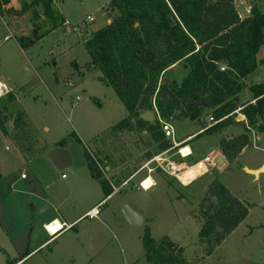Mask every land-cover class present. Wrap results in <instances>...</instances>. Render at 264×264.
Returning <instances> with one entry per match:
<instances>
[{"label": "rangeland", "instance_id": "1", "mask_svg": "<svg viewBox=\"0 0 264 264\" xmlns=\"http://www.w3.org/2000/svg\"><path fill=\"white\" fill-rule=\"evenodd\" d=\"M53 1L66 22L25 49L17 37L30 34L31 12L20 13L18 0H0V34L10 31L14 35L0 47V81L8 87L0 97L12 96L3 109L7 133L0 128V264L19 260L25 248L31 253L22 264H152L145 259L142 243L147 226L156 240L168 236L193 264L200 254L201 225L193 208L210 193L214 179L245 202L249 211L214 252L196 264H264V172L256 177L246 170L264 164V132L259 127L264 118L250 130L232 124L222 133L199 137L197 133L207 125L206 120H175L176 140L197 134L187 143L196 161L212 154L221 136L245 132L250 143L234 161L209 168L187 186L152 173L155 185L142 189L139 182L147 171L141 168V162L134 175L122 183V190L102 206L100 218L112 232L96 219L84 218L92 206L104 202L102 188L91 175L84 151L95 155L94 139L122 120L126 111L115 90L99 79L101 73L86 67L90 56L84 38L109 22L105 7L110 0ZM254 4L255 0H237L241 17ZM258 57L262 62L243 80L246 86L241 104L252 99L249 85L264 80V45ZM187 72L181 62L169 69L166 77L181 82ZM21 111L27 120L24 132L14 129ZM239 115L244 114L240 112L236 117ZM130 138L124 137L126 141ZM16 140L28 149L23 150ZM180 157L173 156L175 160ZM117 171L108 172L107 177L113 181L112 174ZM124 204L137 212L143 223H127L121 212ZM50 216L70 224L81 219L50 238L43 225L52 219Z\"/></svg>", "mask_w": 264, "mask_h": 264}, {"label": "trees", "instance_id": "2", "mask_svg": "<svg viewBox=\"0 0 264 264\" xmlns=\"http://www.w3.org/2000/svg\"><path fill=\"white\" fill-rule=\"evenodd\" d=\"M18 1L20 13L31 12L33 21L30 34L17 37L22 48L31 47L66 22L53 0ZM236 1L110 0L105 7L109 22L84 38L90 56L86 67L101 73L99 79L115 90L126 111L122 120L94 139L95 155L84 151L88 168L106 197L114 190L105 175L106 166H121L113 180L119 186L136 172L141 162L170 147L158 115L162 119L205 122L207 110L215 122L204 130L205 134L220 132L235 123L237 109L250 127L264 118V80L249 85L252 99L244 104L240 101L246 86L244 78L262 62L258 52L264 45V0H255L245 17H241ZM181 62L188 68L182 81L166 77V72ZM207 95L212 99L211 109L192 104ZM8 98L12 96L0 97V128L6 133L3 109ZM149 110L156 114L153 122L140 117ZM26 125L21 111L14 129L24 132ZM259 127L264 132V123ZM74 136L80 142L77 134ZM125 136H130V141ZM15 142L23 150L27 148L20 140ZM249 143L247 133L223 137L219 150L232 162ZM130 144L132 148L128 149ZM193 209L194 216L201 221L200 254L193 264L210 256L249 211L245 202L219 179L211 182L210 193ZM142 243L149 263L190 264L168 236L156 240L148 226ZM29 253L27 249L19 260L11 259L8 264H17Z\"/></svg>", "mask_w": 264, "mask_h": 264}, {"label": "built area", "instance_id": "3", "mask_svg": "<svg viewBox=\"0 0 264 264\" xmlns=\"http://www.w3.org/2000/svg\"><path fill=\"white\" fill-rule=\"evenodd\" d=\"M13 37L14 35L10 31L4 34H0V47L4 42L8 41ZM222 69H224V67H222ZM6 91H8L7 85L0 81V95H2ZM238 114H240V109L236 110V115ZM158 119L161 125V129L164 133V137L168 139L171 145L167 149L160 151L159 153L153 155L151 158H148L142 162L141 168H144L147 171L145 177L139 182V186L142 189H150L155 185V181L152 178L151 174L157 171H160L170 176L171 178L177 180L181 185L187 186L192 183V181H194L196 177L207 172L209 168L217 167L215 154L205 156L203 159L197 161L194 164H187L185 162L175 161L173 159V156L176 154H179L182 158H187L192 155L191 148L187 144V142L192 137L184 141H177L174 138V119H162L159 117V115ZM208 122L211 124L215 122L213 115H208ZM209 127L210 126L206 127L205 129ZM185 149H187V151L184 152ZM197 165H199V167L195 168ZM22 177L25 178V174H22ZM101 205L102 203L90 209L85 214V217H87L88 219L98 218L101 212ZM69 226L70 225H68L67 223H58L57 225L56 222H51L45 226V229L47 230L49 235L54 236L63 228H68Z\"/></svg>", "mask_w": 264, "mask_h": 264}, {"label": "crops", "instance_id": "4", "mask_svg": "<svg viewBox=\"0 0 264 264\" xmlns=\"http://www.w3.org/2000/svg\"><path fill=\"white\" fill-rule=\"evenodd\" d=\"M206 112V118H205V120H206V122H207V125L205 126V127H202V129L200 130V132H198L197 134L199 135V136H201L202 134H205V133H203L204 132V130H206L205 128L206 127H208V126H211L212 124L210 123V124H208V115L209 114H207V112H209V111H205ZM154 114H155V112H154ZM126 115V114H125ZM155 118H156V114H155ZM238 118V116L237 117H235V121H236V119ZM175 121V120H174ZM243 122V123H242ZM233 124H239V125H243L244 127H246L247 128V130H250L251 129V127L249 126V125H247V123H246V119L244 120V121H240V120H238L237 119V121L235 122V123H233ZM232 125V124H231ZM231 125H229V126H231ZM228 126V127H229ZM228 127H226V128H228ZM225 128V129H226ZM245 128V129H246ZM224 130V129H223ZM223 130H221L220 132H217V133H222V131ZM202 132V133H201ZM200 133V134H199ZM243 133H245V132H241V133H239V134H237V135H233L232 134V136H221L220 138H219V140H218V143H217V146H216V149L214 150V152L212 153V154H207V155H205V156H208V155H213V154H215V155H217L218 153H221L220 152V150H219V142H220V140H221V138H223V137H225V138H229V137H234V136H238V135H240V134H243ZM196 134V135H197ZM196 135L194 136V135H189L186 139H188V138H191L189 141H191L193 138H195L196 137ZM199 136H197V137H199ZM261 137H262V135H261ZM185 139V140H186ZM177 141H179V140H177ZM181 141H184V140H181ZM188 141V142H189ZM187 142V143H188ZM248 146V145H247ZM191 148V147H190ZM244 149V148H243ZM191 151H192V155L191 156H189V157H187V158H182V157H180L179 159H177V160H175L174 158V160L175 161H178V162H185V163H187V164H194V163H196L197 161H196V159H195V157L193 156L194 154H193V150H192V148H191ZM222 154V153H221ZM223 155V154H222ZM204 156V157H205ZM225 158V157H224ZM203 159V158H202ZM199 161V160H198ZM227 163H230L226 158H225V162H224V164H223V166L225 165V164H227ZM120 168V169H119ZM115 170H118L117 172L119 173V171L121 170V166H119V167H116V168H111L110 166H106L105 167V175H106V177L107 176H109V174H108V172H111V173H113ZM138 170V169H137ZM136 170V171H137ZM107 172V173H106ZM118 173H116V174H118ZM154 173H157V174H159V175H164V176H168V175H166V174H164V173H162V172H160V171H157V172H154ZM161 173V174H160ZM115 173L114 174H112V176H115L116 175ZM92 175V174H91ZM134 175V174H133ZM132 175V176H133ZM64 176V175H63ZM131 176V177H132ZM152 176V175H151ZM92 177L95 179V180H97L93 175H92ZM168 177H170V176H168ZM23 178V177H22ZM108 179H109V177H107ZM152 178H153V176H152ZM171 178V177H170ZM130 179V178H129ZM154 179V178H153ZM173 179V178H172ZM141 181V180H140ZM154 181H155V179H154ZM97 182H98V180H97ZM99 183V182H98ZM111 183H112V186H113V188H114V190H113V192L109 195V196H105L104 195V197H103V199L101 200V201H104V202H102V205H101V211H102V206L103 205H106V202H105V200H107L108 198H110V197H113L114 195H115V193L117 192V191H121L122 189H121V187H122V185L123 184H120L119 186H115L114 184H113V181H111ZM123 183V182H122ZM155 183H156V181H155ZM145 190V189H144ZM103 191V190H102ZM104 194V193H103ZM99 204H101V203H99ZM98 204V205H99ZM95 206H97V205H94V206H92L90 209H92L93 207H95ZM89 209V210H90ZM88 210V211H89ZM88 211H86V213L88 212ZM85 213V214H86ZM100 214H101V212H100ZM52 219L51 220H48L47 222H45V223H43V225H44V228H45V226L46 225H48L49 223H51V222H57V223H59V224H63V223H67L68 225H70L68 228H63L60 232H58L56 235H54V236H51V235H49L48 234V232H47V230H46V232H47V234L50 236V238H54L55 236H57L58 234H60V233H62L63 231H65L66 229H70V228H72V227H74L73 225H75L76 223H78L79 221H80V219H81V217H78L77 219H75L74 221H73V223H68L67 222V220H62V221H60V220H58V217L57 216H50ZM84 218H87V217H85L84 216ZM88 219V218H87ZM94 219H96L97 221H99L100 223H102V225L103 226H105V228L107 229V230H109L110 232H112V230H111V228H109L110 226H108L105 222H104V220H102V218H100V215H99V217L98 218H94ZM94 219H90V220H94ZM141 223H143V218H142V222ZM140 223V224H141ZM27 249H29V248H25L24 249V251H23V253L27 250ZM29 251H30V249H29ZM31 253V252H30ZM29 253V254H30ZM28 254V255H29ZM28 255H26V256H28ZM21 256H22V254H21ZM25 256V257H26ZM24 257V258H25ZM23 258V259H24ZM22 259V260H23ZM22 260L21 261H18L19 263H21L22 264ZM18 264V263H17Z\"/></svg>", "mask_w": 264, "mask_h": 264}, {"label": "water", "instance_id": "5", "mask_svg": "<svg viewBox=\"0 0 264 264\" xmlns=\"http://www.w3.org/2000/svg\"><path fill=\"white\" fill-rule=\"evenodd\" d=\"M249 11H250V9H247V12H249ZM192 104L195 106H204L207 109H211L212 99H211L210 95H207L205 97H201L199 99L193 100ZM140 117L149 121V122H153L155 120V114L151 110L142 113L140 115ZM238 118L240 121L245 120V117L242 115H239ZM263 136H264V134H262V137ZM215 160H216L217 167H222L224 162H225V158L221 153H218L217 155H215ZM246 170L248 172L252 173L253 175H255L256 177H258L260 173L264 172V164L257 169H246ZM211 195H214V194L211 193ZM121 212H122V215H123L124 219L126 220V222L131 224V225H134V226L139 225L142 222V217L137 212H135L133 209H131L127 204H124L122 206Z\"/></svg>", "mask_w": 264, "mask_h": 264}, {"label": "bare ground", "instance_id": "6", "mask_svg": "<svg viewBox=\"0 0 264 264\" xmlns=\"http://www.w3.org/2000/svg\"><path fill=\"white\" fill-rule=\"evenodd\" d=\"M185 151H187V149H185L184 152H185ZM198 167H199V165H197L195 168H198ZM192 175H194V174H192ZM56 223H57V222H56ZM57 225H58V223H57ZM53 230H54V229H53Z\"/></svg>", "mask_w": 264, "mask_h": 264}]
</instances>
